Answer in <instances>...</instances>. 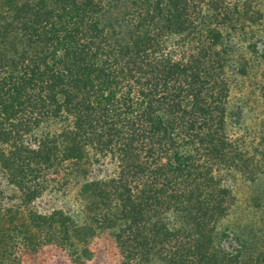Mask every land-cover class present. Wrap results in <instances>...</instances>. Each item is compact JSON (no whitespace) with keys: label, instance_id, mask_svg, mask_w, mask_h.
I'll return each instance as SVG.
<instances>
[{"label":"trees","instance_id":"1","mask_svg":"<svg viewBox=\"0 0 264 264\" xmlns=\"http://www.w3.org/2000/svg\"><path fill=\"white\" fill-rule=\"evenodd\" d=\"M240 2L0 0V164L26 201L57 165L109 157L117 172L81 192L123 222L124 257L149 262L180 237L188 248L176 243L167 264H211L231 206L215 171L246 163L226 133L223 29L253 13ZM47 122L57 130L34 135ZM31 216L34 229L54 223Z\"/></svg>","mask_w":264,"mask_h":264},{"label":"rangeland","instance_id":"2","mask_svg":"<svg viewBox=\"0 0 264 264\" xmlns=\"http://www.w3.org/2000/svg\"><path fill=\"white\" fill-rule=\"evenodd\" d=\"M245 1L253 13L223 29V35L230 50L226 133L246 163L215 171L230 188L231 206L215 225L218 241L208 251L211 264L221 262L223 253L238 255L236 264H258L257 259L261 264L264 257V0H242L239 8ZM57 128L47 122L34 135ZM9 149L0 143V155ZM82 170H87L86 176ZM116 172L117 165L109 157L96 156L81 165L62 163L50 169L44 180L30 185L41 192L26 201L21 188L27 187L17 185L0 164V264H167L176 243L188 248V240L177 237L165 245L155 244L149 262L124 257L115 241L123 222H111L109 214L104 222L107 213L98 211L91 197L81 192L85 181ZM32 214L52 217L54 223L34 229Z\"/></svg>","mask_w":264,"mask_h":264}]
</instances>
